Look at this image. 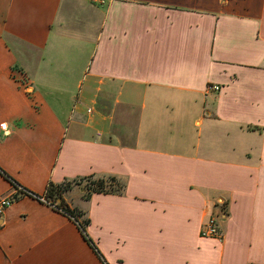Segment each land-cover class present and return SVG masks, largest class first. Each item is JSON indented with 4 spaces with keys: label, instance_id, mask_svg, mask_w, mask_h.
<instances>
[{
    "label": "crops",
    "instance_id": "1",
    "mask_svg": "<svg viewBox=\"0 0 264 264\" xmlns=\"http://www.w3.org/2000/svg\"><path fill=\"white\" fill-rule=\"evenodd\" d=\"M0 169L40 197L126 183L64 194L104 261L25 196L0 264H264V0H0Z\"/></svg>",
    "mask_w": 264,
    "mask_h": 264
},
{
    "label": "trees",
    "instance_id": "2",
    "mask_svg": "<svg viewBox=\"0 0 264 264\" xmlns=\"http://www.w3.org/2000/svg\"><path fill=\"white\" fill-rule=\"evenodd\" d=\"M0 174H2L7 180H10L13 186H19L2 169H0ZM75 187L83 189V198L85 200H89L94 194L122 196L126 191V183L115 176L91 175L88 177L75 179L73 181H65L61 184L50 183L47 193L44 195L50 204H57L56 208L58 210L61 209L63 214L71 218L78 225L84 236V239L92 247L98 257L103 260V257L96 245L87 234V228L90 225V220L86 216V213L78 209H71L64 199V194Z\"/></svg>",
    "mask_w": 264,
    "mask_h": 264
},
{
    "label": "built area",
    "instance_id": "3",
    "mask_svg": "<svg viewBox=\"0 0 264 264\" xmlns=\"http://www.w3.org/2000/svg\"><path fill=\"white\" fill-rule=\"evenodd\" d=\"M93 3L95 4H104V0H92ZM208 90H213V91H220L221 87L219 86H211L208 88ZM3 128H6V125H3ZM14 188V193L10 196H0V216L3 213V211L9 207H11L18 199H21L22 197L25 196H32L35 198H38L39 200L47 203L51 207H53L56 211L63 213L61 209H57L56 205L50 204L48 200L45 198V196L40 197L36 196L35 194L29 192L28 190L24 189L21 186H13ZM1 227V224H0ZM201 235L202 237H216V238H222V233L219 229V226L217 224V220L215 217H210L208 220V223H206L201 230Z\"/></svg>",
    "mask_w": 264,
    "mask_h": 264
}]
</instances>
